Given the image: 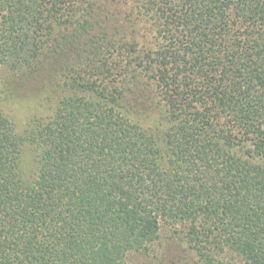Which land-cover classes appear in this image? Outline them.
<instances>
[{
	"label": "trees",
	"instance_id": "16d2710c",
	"mask_svg": "<svg viewBox=\"0 0 264 264\" xmlns=\"http://www.w3.org/2000/svg\"><path fill=\"white\" fill-rule=\"evenodd\" d=\"M0 68L52 103L0 104V264H133L164 228L264 264V0H0Z\"/></svg>",
	"mask_w": 264,
	"mask_h": 264
},
{
	"label": "rangeland",
	"instance_id": "374dc122",
	"mask_svg": "<svg viewBox=\"0 0 264 264\" xmlns=\"http://www.w3.org/2000/svg\"><path fill=\"white\" fill-rule=\"evenodd\" d=\"M39 89L34 84L15 83L6 68H0V104L11 116L18 130H23L35 116H45L51 112L52 103L41 101L37 97ZM163 229L162 247L152 251L151 255H132L133 264H187L189 253L185 249L179 234Z\"/></svg>",
	"mask_w": 264,
	"mask_h": 264
}]
</instances>
